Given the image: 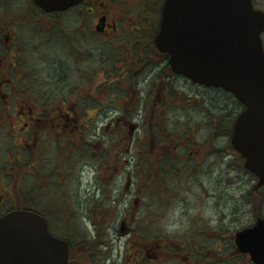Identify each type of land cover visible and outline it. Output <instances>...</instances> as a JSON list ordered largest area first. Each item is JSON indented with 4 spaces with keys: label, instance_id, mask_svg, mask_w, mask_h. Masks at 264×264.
<instances>
[{
    "label": "rangeland",
    "instance_id": "rangeland-1",
    "mask_svg": "<svg viewBox=\"0 0 264 264\" xmlns=\"http://www.w3.org/2000/svg\"><path fill=\"white\" fill-rule=\"evenodd\" d=\"M253 2L256 7L264 9V0ZM149 17L156 18V13ZM119 39L113 37L106 41L101 37L97 42L91 41L88 44L84 75L87 78L86 98L89 105L95 104L93 95L106 78H117L112 82L114 86L110 88L114 98L129 91L128 79L125 77L128 69L122 67V63L118 61L119 55L124 54L125 49L122 45H114ZM262 42L264 47V32ZM101 59L103 63L98 69ZM37 68V91L59 96L70 91L74 95L75 91L79 90V87H75L77 82L74 78H69V86H59L56 78L55 84L51 83L52 78L44 71L48 67L38 64ZM142 74V71L138 72L134 67L130 74L131 80L140 79ZM171 81L173 87L181 91V97L177 100L173 97L170 100L169 95L173 89L164 90L165 101L161 106L163 112L160 111L158 115L156 111L154 115L153 110L151 117L148 116L145 122L140 117L127 121V124L136 123L132 132L127 124L119 127L120 124H116L118 121L112 119L89 120L92 128L90 126L87 131V145L83 140L86 148L73 149L72 145V149L67 152L71 162L64 164L66 180L56 176L57 168L54 165L67 160L65 151L57 152L52 145L45 143V157L49 155L47 160L50 169L41 166L39 170L48 171L46 195L49 200L46 204L52 213L49 217L52 230L57 234L69 232V226L62 218L81 213L88 234L86 230L79 238L84 236L83 239L87 240L86 235H94L91 220L95 219V214L98 213L101 223L109 222L105 239L110 248L104 245L100 247L104 250L103 261L116 260V264H120L127 253L125 245L129 244L130 236L129 233L118 234V218L124 210L130 209L134 211L131 225L137 236H160L159 239H165L168 247L173 249L178 243H182L191 244L194 248L199 247L201 252L204 247H219L220 251L228 253V257L221 258L217 256L220 252H217L214 260H211L207 253H195L193 257L196 264H255L249 260L247 252L235 251L233 235L235 231L252 225L258 216L264 217V200H258L256 203L251 200L247 190L254 178L240 169L243 159L225 148L229 138L221 132H212V122L216 124V120L213 119L215 109L210 106V101L216 100L215 104L223 105L227 116L225 120L235 119L241 106L234 102L236 99L232 94H228L227 98L223 94V97L216 87L197 85L183 76L176 79V75ZM154 85L150 89L145 84L142 86L138 83L136 88L139 105L146 102L151 108L152 104L155 106L153 99L157 88ZM81 87L84 89V86ZM160 99L159 94L157 100L160 102ZM157 107L160 108L159 105ZM159 121L163 122V130L156 132L155 126H161ZM156 134L162 136L164 147L156 154H150V137L156 141ZM182 134L186 136L183 137ZM98 146H101L99 153L96 152ZM215 146L220 150L216 151ZM150 156L153 161L155 158H163L162 164H153V161L145 163L143 157L149 161ZM58 168L61 171L62 166ZM127 175L130 178L126 187ZM26 179L30 183L33 181L32 175L29 174ZM260 188L264 190V184ZM56 198L59 200V206H68L69 211L64 215L57 210ZM101 205L111 209L99 210ZM162 264L177 263L164 259Z\"/></svg>",
    "mask_w": 264,
    "mask_h": 264
},
{
    "label": "flooded vegetation",
    "instance_id": "flooded-vegetation-1",
    "mask_svg": "<svg viewBox=\"0 0 264 264\" xmlns=\"http://www.w3.org/2000/svg\"><path fill=\"white\" fill-rule=\"evenodd\" d=\"M156 4L157 0H79L61 10H46L34 0H0V216L22 208L42 214L50 231L67 240L68 264H116V260L104 262L103 250L95 246L89 249L85 246L87 241L78 238L87 230L81 213L72 214L76 217L70 215L62 218L69 226L70 233L61 235L52 230L49 218L52 213L46 204L49 200L46 195L48 171L43 173L39 170L41 166L49 168L45 143L52 145L57 152L65 151L68 161H59L54 165L57 168L56 176L66 180L64 164L71 162L67 152L72 145L73 149L86 148L83 140L87 145V131L91 126L89 120L112 119L118 121L116 124H120L119 127L135 117L146 121L153 110L154 115L156 111L158 115L160 111L163 112L164 90L173 89L170 100L179 98L176 95L181 91L171 84L176 74L167 73V56L154 44L161 2ZM151 12L156 13V18L149 17ZM101 37L106 41L113 37L120 38L114 45H122L125 49L118 61L128 69L125 77L129 91L114 98L110 88L117 78H106L93 95L95 104L89 105L84 64L89 42H97ZM102 63L103 59L98 63V69ZM38 64L48 67L44 71L52 78L51 83L55 84L56 78L59 86L67 87L71 83L69 78H74L77 82L75 87H79V90L74 95L70 91L59 96L37 91L39 81L35 79V71L39 69ZM117 66H120L119 63ZM134 67L136 71L143 72L140 79L131 80ZM121 78L124 79L123 76ZM138 83L150 89L156 85L154 107L153 104L152 108L147 106L146 102L139 105ZM159 94L160 102L157 100ZM127 125L132 132L136 123ZM157 137L158 142L150 137V154H156L164 147L162 136ZM100 147H96L97 153ZM152 161L150 156L148 162ZM161 161L157 162L160 164ZM60 165L61 171L58 168ZM27 174L32 175L31 183L26 179ZM128 182L129 175L126 177V187ZM67 207L59 206L57 199V210L61 215L69 211ZM133 212L126 209L118 218V234L129 233L130 236L129 244L125 245L127 253L120 264H162L164 259L177 264H196L195 253H207L211 260H214L217 252H220L217 256L221 258L228 257V253L220 251L219 247H204L201 252L199 247L178 243L173 249L168 247L165 239H159L160 236H137L131 225Z\"/></svg>",
    "mask_w": 264,
    "mask_h": 264
},
{
    "label": "water",
    "instance_id": "water-1",
    "mask_svg": "<svg viewBox=\"0 0 264 264\" xmlns=\"http://www.w3.org/2000/svg\"><path fill=\"white\" fill-rule=\"evenodd\" d=\"M61 10L79 0H34ZM264 10L251 0H164L155 45L171 69L192 82L232 93L243 108L236 115L231 146L264 184ZM234 243L264 264V217L234 232ZM0 264H67L66 240L52 235L35 211L13 209L0 216Z\"/></svg>",
    "mask_w": 264,
    "mask_h": 264
},
{
    "label": "trees",
    "instance_id": "trees-1",
    "mask_svg": "<svg viewBox=\"0 0 264 264\" xmlns=\"http://www.w3.org/2000/svg\"><path fill=\"white\" fill-rule=\"evenodd\" d=\"M159 1V0H158ZM166 67H167V73L168 74H172V72L169 70L168 68V64H166ZM217 90H219L221 92V94L223 95H226V98H227V95H231L230 92L228 91H224L222 89H219V88H216ZM172 94H174L172 92ZM223 95V97H224ZM177 97H181L180 94L176 95ZM232 96V95H231ZM235 100V99H234ZM216 101V100H215ZM215 101H210V106H212V108H214L215 110L213 111V115H214V120H216V124H214L212 122V132L214 134H217V132H221L222 134L226 135L228 138L230 137L231 135V126H232V122L234 120V118H229L227 120H225V118H227V116L225 115V112H224V108H223V105H221L220 103L218 104H215ZM227 101V100H226ZM237 105H240L242 107V105L236 100L234 101ZM213 110V109H212ZM212 110L210 112H212ZM226 116V117H225ZM220 120V121H219ZM145 122V121H144ZM161 123V126L159 127L158 124L155 126V128L157 129H162V125H163V122L162 121H159ZM145 125V124H144ZM163 130V129H162ZM182 132V131H181ZM184 133V131H183ZM183 135V134H182ZM186 135H183V137H185ZM156 139V142H158V137L156 135L155 137ZM226 149L234 152L235 154H237L239 156V158L242 160V156L237 152L235 151L229 141L226 143V146H225ZM214 149L216 151H219L220 148L215 146ZM143 161L145 163L148 162V160H146L144 157H143ZM157 159V160H156ZM163 160V158H155L154 160V163H156L158 160ZM162 164V162L160 163ZM165 163H163V166H164ZM241 170H243L245 173L249 174L250 177L254 178V182L250 185V187L248 188L247 192H248V195L249 197L251 198V200L256 203L258 200H264V190H261L260 186H257L256 185V176L250 172L249 170H247L244 166H243V161H242V165L239 166ZM177 168V167H176ZM179 169V168H178ZM157 172V170L155 171ZM154 172V173H155ZM151 177V176H150ZM149 178V177H148ZM147 178V179H148ZM103 190H102V194L104 193V187H102ZM111 201V200H110ZM113 206V205H111ZM95 208V207H94ZM100 208L102 209V211H106L108 209H111V208H106V207H102V205L99 207V210ZM98 214V213H97ZM95 214V216H97V218H99V214L97 215ZM99 220V219H98ZM98 220H95V222L93 223V226H94V235L92 237H90V235H86V238H87V244H85V246H87V248L89 249H92L94 246L96 248L99 247V243H102L104 244L105 243V236L107 234V231L106 230H109V222H105L103 221V223H101L100 221ZM87 234V233H86ZM74 238V236H73ZM84 236L81 238L83 239ZM84 240V239H83ZM83 242V241H82ZM90 242V243H89ZM88 250V249H87Z\"/></svg>",
    "mask_w": 264,
    "mask_h": 264
}]
</instances>
